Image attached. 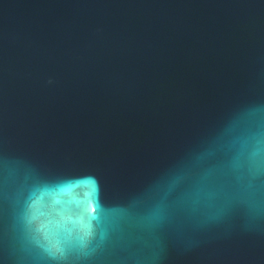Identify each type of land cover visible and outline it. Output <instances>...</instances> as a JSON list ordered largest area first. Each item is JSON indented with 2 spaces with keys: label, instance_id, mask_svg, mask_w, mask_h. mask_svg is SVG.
<instances>
[{
  "label": "water",
  "instance_id": "obj_1",
  "mask_svg": "<svg viewBox=\"0 0 264 264\" xmlns=\"http://www.w3.org/2000/svg\"><path fill=\"white\" fill-rule=\"evenodd\" d=\"M0 192V264H264V0H0Z\"/></svg>",
  "mask_w": 264,
  "mask_h": 264
},
{
  "label": "snow or ice",
  "instance_id": "obj_2",
  "mask_svg": "<svg viewBox=\"0 0 264 264\" xmlns=\"http://www.w3.org/2000/svg\"><path fill=\"white\" fill-rule=\"evenodd\" d=\"M51 83V81H49ZM2 192H0V206H2ZM36 218V205L34 202L25 201L24 208L22 210L21 219L25 223L27 231L32 239L41 247L44 254L51 260L55 262L66 261L68 255L74 251L77 247L74 240L66 239L59 240L55 244L51 243V233L46 225L36 226L33 221ZM90 234L92 236V231L90 228ZM77 235V234H76ZM62 249V251H61Z\"/></svg>",
  "mask_w": 264,
  "mask_h": 264
},
{
  "label": "clouds",
  "instance_id": "obj_3",
  "mask_svg": "<svg viewBox=\"0 0 264 264\" xmlns=\"http://www.w3.org/2000/svg\"><path fill=\"white\" fill-rule=\"evenodd\" d=\"M90 238H91V234H90V230L85 227L83 230H81L80 232L77 233V235H75L74 237H70V240H74L77 247L75 250L83 253V254H87V252L85 251L88 247V244L90 242ZM62 251V249H61Z\"/></svg>",
  "mask_w": 264,
  "mask_h": 264
}]
</instances>
